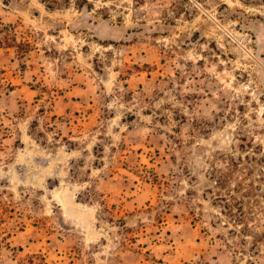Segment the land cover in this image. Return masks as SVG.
Here are the masks:
<instances>
[{"label": "rangeland", "instance_id": "rangeland-1", "mask_svg": "<svg viewBox=\"0 0 264 264\" xmlns=\"http://www.w3.org/2000/svg\"><path fill=\"white\" fill-rule=\"evenodd\" d=\"M0 0V264H264V0Z\"/></svg>", "mask_w": 264, "mask_h": 264}, {"label": "trees", "instance_id": "trees-1", "mask_svg": "<svg viewBox=\"0 0 264 264\" xmlns=\"http://www.w3.org/2000/svg\"><path fill=\"white\" fill-rule=\"evenodd\" d=\"M44 1H47V0H44ZM59 3V0H53V3L51 4H48L49 7H55L56 4Z\"/></svg>", "mask_w": 264, "mask_h": 264}]
</instances>
